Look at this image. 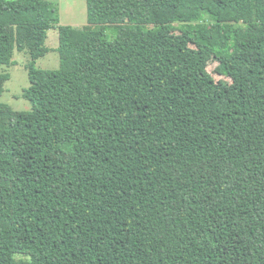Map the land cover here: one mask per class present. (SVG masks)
Wrapping results in <instances>:
<instances>
[{
	"label": "trees",
	"instance_id": "1",
	"mask_svg": "<svg viewBox=\"0 0 264 264\" xmlns=\"http://www.w3.org/2000/svg\"><path fill=\"white\" fill-rule=\"evenodd\" d=\"M86 1L0 0V264H264V0Z\"/></svg>",
	"mask_w": 264,
	"mask_h": 264
},
{
	"label": "rangeland",
	"instance_id": "2",
	"mask_svg": "<svg viewBox=\"0 0 264 264\" xmlns=\"http://www.w3.org/2000/svg\"><path fill=\"white\" fill-rule=\"evenodd\" d=\"M60 8L61 24L71 27H82L88 24L87 1L86 0H53ZM46 45L50 48L49 53L38 59L37 66L46 69H54L60 66V55L56 50L59 46V33L57 29H51L48 33ZM15 62L6 66L5 71L10 74L3 93L2 101L10 104L17 110H29L31 104L24 98L23 91L29 86V75L26 67L27 57L24 53L15 52ZM215 64L210 66L212 70Z\"/></svg>",
	"mask_w": 264,
	"mask_h": 264
}]
</instances>
